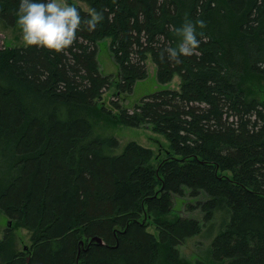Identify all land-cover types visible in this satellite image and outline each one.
Masks as SVG:
<instances>
[{
    "label": "trees",
    "instance_id": "1",
    "mask_svg": "<svg viewBox=\"0 0 264 264\" xmlns=\"http://www.w3.org/2000/svg\"><path fill=\"white\" fill-rule=\"evenodd\" d=\"M74 1L91 12L78 7L84 23L66 50L0 49V212L14 223L0 239V264H193L179 246L203 226L169 216L180 199L202 194L207 200L190 209L205 225L226 219L213 258L264 264V0ZM19 6L0 0V20L21 30ZM93 11L102 19L90 28ZM186 21L200 44L171 58ZM106 39L117 76L99 62ZM149 58L158 84L178 76L180 89L132 104ZM104 120L150 126L170 150L157 166L155 152L134 141L113 154L119 141ZM19 228L31 232L27 253L18 250ZM96 237L104 245L88 247Z\"/></svg>",
    "mask_w": 264,
    "mask_h": 264
},
{
    "label": "rangeland",
    "instance_id": "2",
    "mask_svg": "<svg viewBox=\"0 0 264 264\" xmlns=\"http://www.w3.org/2000/svg\"><path fill=\"white\" fill-rule=\"evenodd\" d=\"M75 6L83 8L86 12H91L88 4L74 1ZM111 39H106L100 42L98 46L99 62L105 75L117 76L118 66L112 58L110 51ZM27 44L22 39V31L20 28H10L0 20V49L3 47H26ZM109 54V55H108ZM149 76L146 80L138 81L134 87V91L129 95L130 103H136L140 101L144 96L152 94L161 89H180L181 80L177 76L175 79L166 86H161L156 80V66L149 58L147 62ZM118 92L116 84L108 90L103 98L104 101L109 105L110 101L114 98L115 93ZM262 97V96H260ZM108 130L106 134L113 135L119 141V146L115 148L112 153L119 155L124 150L128 143L136 142L139 145L152 149L155 152V160L153 164L158 165L161 159H164L166 152L170 150V143L164 135L155 133L150 126L135 128L124 125H116L112 122L102 121ZM157 158V159H156ZM207 200V196L202 194L197 199H191L187 196L184 199L178 201L177 206L173 214L169 218L173 219L176 217H191L199 220L202 224V233L185 240L180 246L179 250L181 255L191 261L193 264H221L216 261L212 256L211 243L212 240L219 234L225 222V216L218 215L216 219V225L206 226L204 223V214L200 209L191 210V206H197L202 201ZM10 219L0 212V239H3L7 229H13L14 223L9 224ZM149 231L157 236L159 233L156 231V227L151 224ZM13 234L18 244V250L21 252H28V249L32 246L31 232L24 228L15 229Z\"/></svg>",
    "mask_w": 264,
    "mask_h": 264
},
{
    "label": "clouds",
    "instance_id": "3",
    "mask_svg": "<svg viewBox=\"0 0 264 264\" xmlns=\"http://www.w3.org/2000/svg\"><path fill=\"white\" fill-rule=\"evenodd\" d=\"M102 19V14L93 11L87 18L90 28H95ZM84 23L77 6L68 0H20L19 24L22 39L27 45H35L55 52H61L73 45L77 31ZM200 28L204 20H198ZM181 37L177 47L167 49L171 58L191 54L199 46L197 28L191 22H185L176 29Z\"/></svg>",
    "mask_w": 264,
    "mask_h": 264
},
{
    "label": "water",
    "instance_id": "4",
    "mask_svg": "<svg viewBox=\"0 0 264 264\" xmlns=\"http://www.w3.org/2000/svg\"><path fill=\"white\" fill-rule=\"evenodd\" d=\"M9 224L11 225V221L9 222ZM93 244H96V245H104V242L102 241L101 238L96 237V238L91 239L88 242V247H90ZM81 245H82V248H84V250H86L85 249V242L84 241L81 242Z\"/></svg>",
    "mask_w": 264,
    "mask_h": 264
},
{
    "label": "bare ground",
    "instance_id": "5",
    "mask_svg": "<svg viewBox=\"0 0 264 264\" xmlns=\"http://www.w3.org/2000/svg\"><path fill=\"white\" fill-rule=\"evenodd\" d=\"M109 55V54H108Z\"/></svg>",
    "mask_w": 264,
    "mask_h": 264
}]
</instances>
